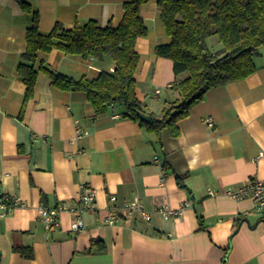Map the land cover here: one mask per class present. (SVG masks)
I'll list each match as a JSON object with an SVG mask.
<instances>
[{
	"label": "crops",
	"instance_id": "1",
	"mask_svg": "<svg viewBox=\"0 0 264 264\" xmlns=\"http://www.w3.org/2000/svg\"><path fill=\"white\" fill-rule=\"evenodd\" d=\"M20 1L46 34L56 23L70 29L88 19L116 26L131 0H0V191L23 202L0 216V264H264V208L224 193L248 178L264 180V47L254 72L209 88L177 121L176 135L167 128L157 134L117 105L96 112L85 92L58 88L42 71L26 99L17 66L33 13ZM139 13L147 34L135 44V94L158 119L180 96L171 59L154 53L168 41L156 0ZM36 54L74 79L114 68L57 48ZM76 122L85 131L80 138ZM82 184L96 191L95 209L81 213L83 228L73 231L72 215L60 211L59 225L45 230L39 205L77 206ZM109 195L117 205L138 198L150 218L121 213L105 224ZM185 201L190 206L177 216L156 211Z\"/></svg>",
	"mask_w": 264,
	"mask_h": 264
},
{
	"label": "trees",
	"instance_id": "2",
	"mask_svg": "<svg viewBox=\"0 0 264 264\" xmlns=\"http://www.w3.org/2000/svg\"><path fill=\"white\" fill-rule=\"evenodd\" d=\"M147 1L125 2L116 26L88 19L70 29L56 23L46 34L38 30L37 13L28 2L20 1L25 11L33 13L23 61L17 66L26 84L25 98L32 95L37 73L42 71L58 88L85 92L96 112L114 104L147 130L158 134L167 128L176 135L177 121L209 88L243 79L257 69L255 57L264 47V0H156L168 41L156 45L154 53L171 59L172 86L180 97L167 103L158 119L141 120L137 111H143V107L135 94L139 63L135 44L137 38L147 34L139 13ZM209 39L220 42L221 47L211 49ZM54 48L82 58L107 59L114 68L101 71L95 78L74 79L39 62L38 50L49 52Z\"/></svg>",
	"mask_w": 264,
	"mask_h": 264
},
{
	"label": "built area",
	"instance_id": "3",
	"mask_svg": "<svg viewBox=\"0 0 264 264\" xmlns=\"http://www.w3.org/2000/svg\"><path fill=\"white\" fill-rule=\"evenodd\" d=\"M114 117H120V114H115ZM204 121L208 126L213 125L212 117H206ZM75 133L77 138H80L85 133L77 122L75 123ZM260 155H262V153H260ZM210 193L212 192L210 191ZM224 193L233 199L250 197L254 200L258 207L264 208V180L248 178L242 183V185L240 184L236 187L228 186ZM95 198V189L89 185L82 184L78 195L79 205H68L67 203L65 204V202H61L56 206H46L44 204H40L38 208L40 222L45 230L50 231L59 225V212L66 211L72 215L70 225L71 229L73 231L81 230L84 226L81 213L83 211L95 209ZM108 202L110 205L103 219V222L107 225L114 224L117 219L121 217V213L128 215L136 213L144 219L148 220L150 218V214L145 211L142 203L136 197L130 200H125L121 202L122 204L117 205L116 196L109 195ZM16 205H23L22 199L19 196H10L8 193L0 191V216L8 213L10 209ZM189 206V201H185L176 209H171L166 206H157L156 211L159 212L165 219H168L171 216L179 215L184 208Z\"/></svg>",
	"mask_w": 264,
	"mask_h": 264
},
{
	"label": "water",
	"instance_id": "4",
	"mask_svg": "<svg viewBox=\"0 0 264 264\" xmlns=\"http://www.w3.org/2000/svg\"><path fill=\"white\" fill-rule=\"evenodd\" d=\"M137 114L141 120H145V122H150L152 119V116L148 113H145L144 111H137Z\"/></svg>",
	"mask_w": 264,
	"mask_h": 264
},
{
	"label": "rangeland",
	"instance_id": "5",
	"mask_svg": "<svg viewBox=\"0 0 264 264\" xmlns=\"http://www.w3.org/2000/svg\"><path fill=\"white\" fill-rule=\"evenodd\" d=\"M213 42L214 41L212 39H209V44H210L211 49H218L221 47L220 42H216V43H213Z\"/></svg>",
	"mask_w": 264,
	"mask_h": 264
}]
</instances>
